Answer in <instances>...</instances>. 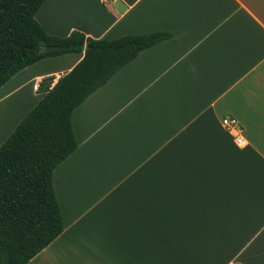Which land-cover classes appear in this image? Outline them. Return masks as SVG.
Masks as SVG:
<instances>
[{
	"label": "crops",
	"instance_id": "1",
	"mask_svg": "<svg viewBox=\"0 0 264 264\" xmlns=\"http://www.w3.org/2000/svg\"><path fill=\"white\" fill-rule=\"evenodd\" d=\"M35 18L60 36H171L73 109L78 146L53 170L64 228L26 264H264V0H44ZM82 56L0 87V144Z\"/></svg>",
	"mask_w": 264,
	"mask_h": 264
},
{
	"label": "trees",
	"instance_id": "2",
	"mask_svg": "<svg viewBox=\"0 0 264 264\" xmlns=\"http://www.w3.org/2000/svg\"><path fill=\"white\" fill-rule=\"evenodd\" d=\"M44 0H0V87L46 57L83 51L0 144V264H26L64 228L53 170L78 146L72 111L141 50L171 36L164 30L93 38L78 30L50 34L36 20ZM241 264V263H233Z\"/></svg>",
	"mask_w": 264,
	"mask_h": 264
},
{
	"label": "built area",
	"instance_id": "3",
	"mask_svg": "<svg viewBox=\"0 0 264 264\" xmlns=\"http://www.w3.org/2000/svg\"><path fill=\"white\" fill-rule=\"evenodd\" d=\"M221 123L237 145L241 146L245 144L246 140L243 134V128L236 117L224 116L221 119Z\"/></svg>",
	"mask_w": 264,
	"mask_h": 264
}]
</instances>
